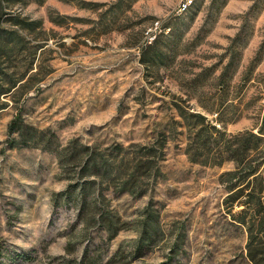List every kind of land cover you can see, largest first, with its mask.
Masks as SVG:
<instances>
[{
  "label": "rangeland",
  "instance_id": "rangeland-1",
  "mask_svg": "<svg viewBox=\"0 0 264 264\" xmlns=\"http://www.w3.org/2000/svg\"><path fill=\"white\" fill-rule=\"evenodd\" d=\"M180 1L0 0L12 54L0 67L44 74L0 111V264H250L246 232L222 204L218 177L233 163L188 160L176 104L216 126L221 111L228 132L262 126L264 0H193L184 12ZM18 113L26 134L47 129L60 144L168 135L162 175L145 195L103 190L127 228L84 226L56 155L12 141ZM149 204L159 211L150 242L138 220Z\"/></svg>",
  "mask_w": 264,
  "mask_h": 264
},
{
  "label": "trees",
  "instance_id": "trees-1",
  "mask_svg": "<svg viewBox=\"0 0 264 264\" xmlns=\"http://www.w3.org/2000/svg\"><path fill=\"white\" fill-rule=\"evenodd\" d=\"M3 35L4 29L0 26V61L9 60L12 55ZM35 55L33 53L31 63ZM32 69L29 67L16 76L9 66L0 67V111L14 101L17 94L24 95L32 85L44 79L40 69L30 72ZM176 109L186 127L185 153L190 162L204 166L233 163L231 169L222 171L218 177L226 191L222 204L230 220L246 232L244 255L247 260L250 264H264V115L262 126L256 132L245 129L232 133L226 130L227 120H223L221 111L218 120L222 125L216 126L200 112H190L179 104ZM24 125L19 113L11 119L9 131L17 135L12 141L22 139L25 145L56 155L61 169L68 173L69 181H74L69 184L74 191L70 193L80 197L79 217L86 228L96 224L111 234L127 228V222L106 208L103 190L141 197L162 175L160 164L165 158L164 144L168 137L164 131H159L150 141L127 145L86 144L77 137L60 144L49 130L28 126L31 132L26 134L22 130ZM141 212L138 220L144 226V235L148 242L153 241L158 229L154 226L153 232L149 233L147 222L150 218L159 222V211L149 204ZM142 239L146 242L144 236ZM178 247L174 242L170 252Z\"/></svg>",
  "mask_w": 264,
  "mask_h": 264
},
{
  "label": "built area",
  "instance_id": "built-area-1",
  "mask_svg": "<svg viewBox=\"0 0 264 264\" xmlns=\"http://www.w3.org/2000/svg\"><path fill=\"white\" fill-rule=\"evenodd\" d=\"M193 3V0H181L179 3V11L184 12L186 11L191 4ZM262 101L264 102V93L262 95Z\"/></svg>",
  "mask_w": 264,
  "mask_h": 264
}]
</instances>
